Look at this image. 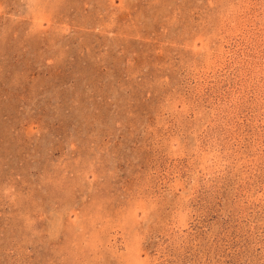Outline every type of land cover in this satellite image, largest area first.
<instances>
[{"label": "rangeland", "instance_id": "obj_1", "mask_svg": "<svg viewBox=\"0 0 264 264\" xmlns=\"http://www.w3.org/2000/svg\"><path fill=\"white\" fill-rule=\"evenodd\" d=\"M0 264H264V0H0Z\"/></svg>", "mask_w": 264, "mask_h": 264}]
</instances>
